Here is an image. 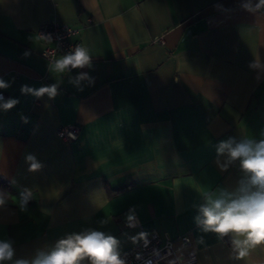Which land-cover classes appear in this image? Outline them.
Here are the masks:
<instances>
[{"label": "crops", "instance_id": "1", "mask_svg": "<svg viewBox=\"0 0 264 264\" xmlns=\"http://www.w3.org/2000/svg\"><path fill=\"white\" fill-rule=\"evenodd\" d=\"M51 22L77 29L90 67L40 56ZM0 80V239L13 260L85 230L121 253L156 230L177 247L188 235L200 264H264V244L236 260L196 222L203 197L243 175L238 161L221 170L215 145L264 139V0H0ZM66 124L76 139L57 137Z\"/></svg>", "mask_w": 264, "mask_h": 264}, {"label": "clouds", "instance_id": "2", "mask_svg": "<svg viewBox=\"0 0 264 264\" xmlns=\"http://www.w3.org/2000/svg\"><path fill=\"white\" fill-rule=\"evenodd\" d=\"M91 66L88 49L76 46L56 61L60 72ZM90 79L86 73L76 77L75 83ZM7 85L0 80V88ZM26 90V89H23ZM55 93V88H42L36 94ZM15 101L5 103L4 108L13 106ZM218 165L221 170L237 161L243 173L234 190L217 188L203 197V203L197 207L196 222L202 231L213 233L223 241L227 238L233 258L242 260L249 255V250L264 244V139L229 137L215 145ZM223 157L221 162L219 158ZM31 169L40 167L32 156ZM27 200H25V204ZM5 204L0 194V206ZM118 240L98 230H85L72 233L48 249L37 250L32 258H17L13 241L0 239V264L12 261L13 264H125L118 248Z\"/></svg>", "mask_w": 264, "mask_h": 264}, {"label": "built area", "instance_id": "3", "mask_svg": "<svg viewBox=\"0 0 264 264\" xmlns=\"http://www.w3.org/2000/svg\"><path fill=\"white\" fill-rule=\"evenodd\" d=\"M77 29L59 22H51L42 25L37 30L43 48L40 56L50 63H54L58 55H64L74 50L76 46L82 47L79 39H73ZM4 97L0 92V99ZM79 132L78 124H66L60 126L57 137L70 141L76 139ZM141 239L121 252L125 264H200L196 252L190 247L191 240L188 235H181L179 247L175 240L165 236L164 239L156 230L142 231ZM181 249L184 254H180Z\"/></svg>", "mask_w": 264, "mask_h": 264}, {"label": "trees", "instance_id": "4", "mask_svg": "<svg viewBox=\"0 0 264 264\" xmlns=\"http://www.w3.org/2000/svg\"><path fill=\"white\" fill-rule=\"evenodd\" d=\"M0 186L3 187L4 189V188H8L9 184L6 181H4V179L3 180L0 179Z\"/></svg>", "mask_w": 264, "mask_h": 264}]
</instances>
